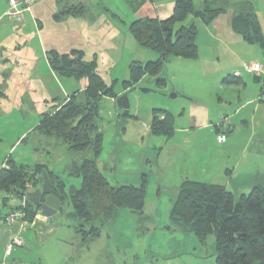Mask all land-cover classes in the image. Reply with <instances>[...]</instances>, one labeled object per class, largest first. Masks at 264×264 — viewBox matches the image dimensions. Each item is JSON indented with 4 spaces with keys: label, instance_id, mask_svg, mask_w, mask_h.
<instances>
[{
    "label": "trees",
    "instance_id": "obj_1",
    "mask_svg": "<svg viewBox=\"0 0 264 264\" xmlns=\"http://www.w3.org/2000/svg\"><path fill=\"white\" fill-rule=\"evenodd\" d=\"M59 9L53 19L82 17L86 7L76 0H56ZM172 15L166 20L139 18L129 24V32L138 45L159 54L155 61L132 62L128 79L122 81L123 90L134 87L143 77L152 79L156 89L166 86L163 73L165 63L172 57L195 59L197 27L184 25L188 16L210 24L218 15L231 13L230 27L242 40L257 46L264 53V35L249 0L231 3L229 0L203 1L198 7L192 0H174ZM50 69L61 77L85 82L82 90L68 95L53 110L41 115L35 131L40 137L53 138L66 146L71 155L81 157L79 164L68 168L70 176L80 179L79 187L66 190L65 182L46 165L31 169L8 158L0 170V189L6 193L5 203L12 198L24 200L29 187L42 185V171L46 170L52 194L63 205L70 206L75 229L81 233L82 243L95 241L102 229L113 222L120 209L142 214L146 197L147 176L142 175L139 186H111L98 167L103 135L100 131L99 106L104 98L116 99L118 94L96 71L95 60H85L83 52L47 53ZM261 96H264V79ZM227 84H241V79L229 76ZM4 93L0 87V97ZM264 103V99L261 100ZM149 134L170 137L174 116L164 109H153ZM126 116L127 114H122ZM157 115H163L159 120ZM39 209L24 200L21 221L30 224ZM169 218L182 232L194 234L201 242L208 235L215 240V264H264V181L249 193L236 197L225 187L185 178L171 203Z\"/></svg>",
    "mask_w": 264,
    "mask_h": 264
},
{
    "label": "rangeland",
    "instance_id": "obj_2",
    "mask_svg": "<svg viewBox=\"0 0 264 264\" xmlns=\"http://www.w3.org/2000/svg\"><path fill=\"white\" fill-rule=\"evenodd\" d=\"M8 8L7 0H0V18L2 19L0 39L9 31H14V24H21L13 23L2 15ZM107 13L110 20L113 19L119 23L118 29L122 36L118 43V51L115 53L111 54L108 50H104V45L97 47L96 60L94 59L96 71L107 85L113 86L118 97L129 92V110L128 114L123 116V111L118 109L110 98L101 100L98 124L103 135V143L98 156V167L111 186H139L142 182V175L147 176L143 213L137 214L128 209H120L116 219L102 229L95 241L83 244L81 233H77L74 226L78 222L70 215L73 209L65 204L62 206L63 210L52 219V223L56 224L54 232L47 235L48 240L42 244H38L34 238L35 243L31 246L27 245L30 257L24 260L27 264H215L214 236L208 235L204 242H201L194 234L182 232L169 218L171 203L177 195L181 182L185 178L201 180L195 179L190 174L184 175L189 165L188 157L174 156L175 158L171 159L167 156L168 150L175 146L173 145L176 142L175 139L169 141L164 136L150 135L142 129L146 122L151 121L152 109L170 107L171 110L177 112L181 110L182 102L180 99H169L170 91L164 88L156 89L149 77L143 79L138 85L123 90L122 81L128 79L129 65L134 61L140 63L155 61L159 54L137 44L129 32L130 23L125 27L120 20L123 19L120 13L115 12L120 18L110 10ZM27 41L26 46L29 45V48L33 50V56L38 57L37 51L35 52L37 47L35 38H28ZM199 42L205 50L206 46L202 39ZM5 45L7 47L8 42ZM100 47H102L101 50ZM153 55L156 58L153 59ZM45 60L39 54V59L33 61V63H38V66L34 67L32 72L26 67H21L18 69L20 75H17L14 80L31 83L30 77L33 80L38 79V81H32V85L40 100L34 101L33 106L28 102L26 106L20 107L16 101H13L14 92L5 87L11 83L10 79L0 77V84L3 85L2 92L8 93L11 99L8 111L12 112L7 117L0 116V159L7 154L8 158L19 164L34 165L36 160L48 161L47 165L50 169H54L56 175L65 182L66 190H68L71 186L79 187L80 185V179L70 176L68 168L72 163L79 164L81 157L71 155L61 142L54 143L50 140L48 142L52 144L49 147L46 146V138L40 137L35 127L42 114L53 110L54 106L62 102L66 95L79 91V89L82 90L84 84L82 81L64 78L54 73ZM259 63L263 65V62ZM6 69H11V66H7ZM241 74L245 82L247 79L254 80L253 75H246L243 72ZM166 81L171 87L170 80L166 78ZM209 81L210 84L212 83L211 91H209L212 101H206L210 104V110L216 115L223 111L222 113L229 116L227 112L232 106L234 109V104L232 103L231 106L227 100L226 102L215 101L213 96L217 93L225 94L226 89H221L219 86L221 84L216 85V77ZM249 85H254L255 89L254 86L251 87L252 89L248 88L246 93L257 96L261 82H251ZM168 86L167 88L170 89ZM146 90L150 91L145 92ZM44 93L51 97L46 102L43 101L46 99V96H43ZM227 94L233 95L230 92ZM242 94H244L243 91ZM52 97L56 99L53 100ZM232 100H235L234 97ZM250 109L251 107L246 108V110ZM243 112L244 110L240 114ZM235 121L236 119H232V123H236ZM41 138L43 146L39 147L37 154L31 153L33 144L38 146L37 143ZM17 145L19 147L16 150L8 152ZM261 163H263L262 158ZM227 188L236 197L242 192L247 194L250 191L248 188L239 190ZM25 226L31 228L29 225L25 224ZM38 239L41 243L40 237Z\"/></svg>",
    "mask_w": 264,
    "mask_h": 264
},
{
    "label": "crops",
    "instance_id": "obj_3",
    "mask_svg": "<svg viewBox=\"0 0 264 264\" xmlns=\"http://www.w3.org/2000/svg\"><path fill=\"white\" fill-rule=\"evenodd\" d=\"M203 1L205 0H192L196 7L200 6ZM229 1L237 3L244 0ZM249 1L253 4L254 12L264 35V0ZM76 2L87 7L86 13L82 17H65L61 21H56L53 19V15L59 9L57 1L37 0L26 11L25 19L20 22H13L21 24H14V31H9L0 39V77L10 79L11 83L5 87L14 92L13 101H16L20 107L26 106L28 102L33 106L34 101L40 100L32 85V81H38V79L33 80L30 77L31 83L14 81L15 77L20 75L18 69L21 67H26L32 72L33 68L38 66V63H33V61L39 59V54L46 59L48 64L46 56L50 51L58 53H68L72 50L81 51L84 59L88 58L87 60L96 58L97 47L101 45H104V50H108L111 54L115 53L118 51L117 47L122 33L118 29L119 23L116 20H110L107 13L109 10L114 12L117 17L119 16L117 14L120 13L121 18L124 19H120L122 24L127 26L139 18L166 20L172 15L175 6L174 0H76ZM98 5L104 11L96 7ZM5 12L2 13L4 17H6ZM189 17L192 16L187 17L185 20L187 22L184 25L194 23L197 27V57L195 59L172 57L165 63L163 70L171 83V87L166 83L164 89L169 91L172 89L176 94L175 99H180L182 102L181 110L177 112L171 110L170 107L164 109L174 116L173 134L165 138L169 141L173 139L176 141L173 144L175 145L174 148L168 150L167 156L171 159L188 157L189 165L184 175H193L195 179L201 180L199 182L223 186L228 191L230 190L227 187L233 190L241 188L251 190L257 183L264 181V128H262L264 125V103L261 101L264 96H261L260 87L257 96L248 95L247 89L254 86L249 84L259 81L247 79L245 82L241 73L248 74L242 70L243 63L247 61L263 62L262 73L258 77L253 76V78L264 79V53L257 46L245 43L239 35L232 31L230 12L218 15L210 24H204L199 18L192 17L193 20H191L192 18ZM0 21H2L1 18ZM28 38H35L37 43L35 52L37 51L38 57L33 56V50L29 48V45L26 46ZM201 39L206 46L205 50L200 45ZM6 42H8L7 47ZM9 65L11 69H6ZM229 76L241 79L242 83H225L224 79ZM146 77L148 76L143 77L142 80ZM215 77L216 85L221 84L219 85L220 88L226 89V92L225 94L213 95L214 100L218 102H226L227 100L231 106L232 103L235 106L234 109L233 106H230L229 111H225L229 116L222 113L223 111H220L218 115L214 114L210 110V104L206 101H212V95L209 93L212 83L210 84L209 79L212 80ZM220 80L222 81L220 82ZM83 84L85 86V82ZM2 86L0 84L1 89ZM33 92H35L34 95ZM227 92L233 95H228ZM43 96H46V99L43 100L45 102L51 98L45 93ZM205 96L207 97L204 98ZM233 97L234 101L232 100ZM10 100L8 93H4L0 97V114H3L0 116L7 117L12 113L8 111ZM115 100L110 99L112 103H115ZM247 107H251V109L246 110ZM243 110L244 112L240 114ZM152 116L151 113V119ZM157 116L159 120L163 119V115ZM222 118L227 120L224 125L220 124ZM232 119H236V123H232ZM150 123L151 121L146 122L142 128L146 133H149ZM217 134L224 135V140L220 143L216 140ZM50 140L54 143L58 142L53 138H46V146L48 147L52 144V142H48ZM209 141H211L210 144ZM19 145L14 149L12 147L8 152L16 150ZM37 145L33 144L31 153H38L39 147L43 146L42 138ZM42 150L45 149L42 148ZM7 156L6 154L0 159V170L5 166ZM261 158L263 163H261ZM13 161L19 164L17 161ZM46 162L48 161L36 160L34 165H46L50 171L55 173L54 169H50ZM19 165L30 169L34 166L22 163ZM40 187H29L28 192ZM5 196L6 193L0 189V221H2V225H0V264H27L24 260V258L30 257L27 245L34 244V238L38 244L47 241V235L54 232L56 224L50 222L40 211L30 224L21 221L19 216L23 205H17L18 201L21 200L12 198L8 203H5ZM13 214L19 216L15 220L8 221L7 217ZM22 223L31 228L21 227ZM14 237L20 238L23 244L13 246L9 251H6V245ZM38 237H40L41 243Z\"/></svg>",
    "mask_w": 264,
    "mask_h": 264
},
{
    "label": "water",
    "instance_id": "obj_4",
    "mask_svg": "<svg viewBox=\"0 0 264 264\" xmlns=\"http://www.w3.org/2000/svg\"><path fill=\"white\" fill-rule=\"evenodd\" d=\"M134 89V88H133ZM150 90H146L145 92H149ZM128 94L126 92L119 97L116 98L115 104L116 107L123 111V114H128L129 110V102H128ZM169 99H175L176 94L173 90L170 91ZM42 185L40 188L35 189L33 191L26 192L24 197L27 202L32 204L34 207L38 208L40 213L45 216L50 222L53 217L59 213L61 202L59 198L52 194V187L49 176L46 170L42 171Z\"/></svg>",
    "mask_w": 264,
    "mask_h": 264
},
{
    "label": "built area",
    "instance_id": "obj_5",
    "mask_svg": "<svg viewBox=\"0 0 264 264\" xmlns=\"http://www.w3.org/2000/svg\"><path fill=\"white\" fill-rule=\"evenodd\" d=\"M37 0H7L9 8L5 12V16L12 22H20L24 19V15L26 11L30 9V7ZM242 70L247 72L253 76H260L263 71L262 65L257 61L245 62L242 64ZM227 122L226 118H222L220 124L224 125ZM217 142H222L224 140L223 134H217L216 136ZM25 200V199H24ZM24 200L18 201L17 205H24ZM18 214H13L7 217L8 221L15 220L18 217ZM21 218V215L19 216ZM24 222V221H23ZM0 225H2V221H0ZM25 223L21 224V227H24ZM23 244L20 238L14 237L8 242L6 245V251H9L13 246H21Z\"/></svg>",
    "mask_w": 264,
    "mask_h": 264
}]
</instances>
